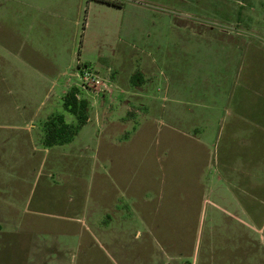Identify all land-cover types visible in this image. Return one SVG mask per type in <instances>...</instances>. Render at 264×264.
<instances>
[{
  "label": "rangeland",
  "instance_id": "374dc122",
  "mask_svg": "<svg viewBox=\"0 0 264 264\" xmlns=\"http://www.w3.org/2000/svg\"><path fill=\"white\" fill-rule=\"evenodd\" d=\"M75 88L87 120L45 146ZM68 242L264 264V0H0V264Z\"/></svg>",
  "mask_w": 264,
  "mask_h": 264
},
{
  "label": "trees",
  "instance_id": "16d2710c",
  "mask_svg": "<svg viewBox=\"0 0 264 264\" xmlns=\"http://www.w3.org/2000/svg\"><path fill=\"white\" fill-rule=\"evenodd\" d=\"M66 109L77 117V123H69L64 114L52 116L45 124L43 143L45 146H54L70 142L78 133L80 126L87 120L88 101L81 99L78 89L75 88L65 97Z\"/></svg>",
  "mask_w": 264,
  "mask_h": 264
},
{
  "label": "crops",
  "instance_id": "0c3cea01",
  "mask_svg": "<svg viewBox=\"0 0 264 264\" xmlns=\"http://www.w3.org/2000/svg\"><path fill=\"white\" fill-rule=\"evenodd\" d=\"M7 52H8V54H10V55H13L14 57H17L18 58V60L22 63V57H21V54H18V53H14V52H12L11 51V49L10 48H7ZM22 65L25 67V68H31L34 72H35V68L34 67H32V65H30V64H24V63H22ZM9 92H10V89H8V94H9ZM7 128H8V126H7ZM30 135H32L31 133H30ZM21 140H22V138H20ZM19 141L20 140H18V143H19ZM5 151H7V148H5ZM78 235V239L80 238L79 237V234H77ZM40 243V242H39ZM69 244H64V247H66V250H65V252L68 254V255H64V252H62V256L59 254V255H56V254H54L53 253V250L51 249V247L49 246V247H46L47 249H46V251L43 253V255L42 256H39V261H40V263L41 264H67V263H69V260H67L66 258H71L70 259V263H72L73 262V258H74V251H75V246H76V243L74 242V243H72V242H68ZM40 246H41V244H40ZM33 248H34V250L36 251V252H34L33 254H38L37 252H39L40 251V249H37L36 248V245H34L33 244ZM59 253H60V251H61V249H60V247H59ZM34 255V256H35ZM44 261H46V262H44ZM44 262V263H43Z\"/></svg>",
  "mask_w": 264,
  "mask_h": 264
},
{
  "label": "built area",
  "instance_id": "2783aa9c",
  "mask_svg": "<svg viewBox=\"0 0 264 264\" xmlns=\"http://www.w3.org/2000/svg\"><path fill=\"white\" fill-rule=\"evenodd\" d=\"M85 74L87 75V78H88V75L90 74V71H88L87 69L85 70Z\"/></svg>",
  "mask_w": 264,
  "mask_h": 264
}]
</instances>
